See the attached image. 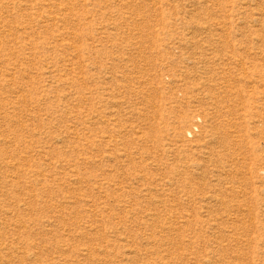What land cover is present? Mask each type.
Returning a JSON list of instances; mask_svg holds the SVG:
<instances>
[{
	"label": "rangeland",
	"instance_id": "rangeland-1",
	"mask_svg": "<svg viewBox=\"0 0 264 264\" xmlns=\"http://www.w3.org/2000/svg\"><path fill=\"white\" fill-rule=\"evenodd\" d=\"M0 264H264V0H0Z\"/></svg>",
	"mask_w": 264,
	"mask_h": 264
}]
</instances>
